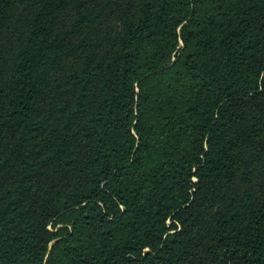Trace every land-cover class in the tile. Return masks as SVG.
I'll use <instances>...</instances> for the list:
<instances>
[{
	"label": "trees",
	"instance_id": "1",
	"mask_svg": "<svg viewBox=\"0 0 264 264\" xmlns=\"http://www.w3.org/2000/svg\"><path fill=\"white\" fill-rule=\"evenodd\" d=\"M0 264H264V0H0Z\"/></svg>",
	"mask_w": 264,
	"mask_h": 264
}]
</instances>
